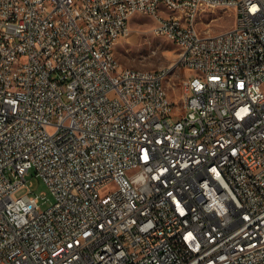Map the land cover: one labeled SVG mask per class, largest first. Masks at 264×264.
Instances as JSON below:
<instances>
[{
	"label": "built area",
	"instance_id": "obj_1",
	"mask_svg": "<svg viewBox=\"0 0 264 264\" xmlns=\"http://www.w3.org/2000/svg\"><path fill=\"white\" fill-rule=\"evenodd\" d=\"M136 16L170 70L117 68ZM0 264H264V0H0Z\"/></svg>",
	"mask_w": 264,
	"mask_h": 264
},
{
	"label": "rangeland",
	"instance_id": "obj_2",
	"mask_svg": "<svg viewBox=\"0 0 264 264\" xmlns=\"http://www.w3.org/2000/svg\"><path fill=\"white\" fill-rule=\"evenodd\" d=\"M209 13L214 14L197 18L201 34H210V31L212 34H218L230 29L234 24L232 11L209 9ZM154 26L155 21L148 16H136L131 20V35L121 38L115 48V54L123 67L147 71L170 70V66L177 58L178 50L168 38L156 36L153 32ZM187 75L188 73L182 70L171 78V82L177 86V91L180 92L182 81ZM27 180L35 193L45 197L41 200V208L47 209L53 201L49 189L41 179L34 176L33 172L29 174ZM114 188L111 186V189Z\"/></svg>",
	"mask_w": 264,
	"mask_h": 264
},
{
	"label": "bare ground",
	"instance_id": "obj_3",
	"mask_svg": "<svg viewBox=\"0 0 264 264\" xmlns=\"http://www.w3.org/2000/svg\"><path fill=\"white\" fill-rule=\"evenodd\" d=\"M209 9H211V10H217V5H210V6H209ZM113 60H114V63L116 64L117 68H120V69H129V68H127V67H123V66L120 64V62H119V60H118V58H117L115 52H113ZM130 69H132L133 72H144V74H153V73H155V72H161V71H162V70L147 71V70H139V69H134V68H130ZM163 70H164V69H163Z\"/></svg>",
	"mask_w": 264,
	"mask_h": 264
}]
</instances>
